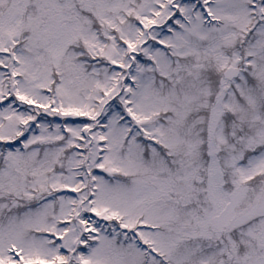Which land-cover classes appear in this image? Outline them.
<instances>
[{
  "label": "snow or ice",
  "instance_id": "1",
  "mask_svg": "<svg viewBox=\"0 0 264 264\" xmlns=\"http://www.w3.org/2000/svg\"><path fill=\"white\" fill-rule=\"evenodd\" d=\"M0 264H264V0H0Z\"/></svg>",
  "mask_w": 264,
  "mask_h": 264
}]
</instances>
